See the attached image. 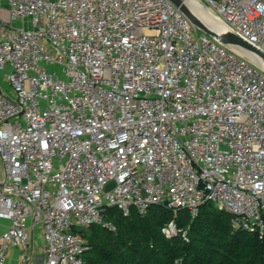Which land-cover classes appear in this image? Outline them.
Instances as JSON below:
<instances>
[{
  "label": "built area",
  "instance_id": "2783aa9c",
  "mask_svg": "<svg viewBox=\"0 0 264 264\" xmlns=\"http://www.w3.org/2000/svg\"><path fill=\"white\" fill-rule=\"evenodd\" d=\"M198 1L264 53V0ZM206 203L263 238L262 61L170 0H0V264H86L111 209L188 242Z\"/></svg>",
  "mask_w": 264,
  "mask_h": 264
},
{
  "label": "trees",
  "instance_id": "16d2710c",
  "mask_svg": "<svg viewBox=\"0 0 264 264\" xmlns=\"http://www.w3.org/2000/svg\"><path fill=\"white\" fill-rule=\"evenodd\" d=\"M108 215L115 231L91 225L90 233L82 232L90 244L86 264H172L178 257L179 264H264V236L232 230L230 215L212 203L202 205L190 222L188 242L161 234L160 227L171 217L161 206H152L143 216H122L114 209ZM186 217L185 211L178 214L179 225L187 223Z\"/></svg>",
  "mask_w": 264,
  "mask_h": 264
},
{
  "label": "water",
  "instance_id": "95a60500",
  "mask_svg": "<svg viewBox=\"0 0 264 264\" xmlns=\"http://www.w3.org/2000/svg\"><path fill=\"white\" fill-rule=\"evenodd\" d=\"M178 9L187 17V19L193 24L195 28L199 31L214 37L216 40L225 44L231 48L233 46L240 47L247 51L254 52L264 63V53L254 47L252 44L241 38L240 36L236 35L235 33L226 30L225 28L214 30L207 26L196 14H194L186 4L185 0H170ZM234 49V48H233ZM237 51V50H236ZM239 52V51H238ZM241 53V52H239ZM242 54V53H241ZM244 55V54H243ZM258 61V63L260 62ZM256 62V61H255ZM112 183L107 185V188L111 186Z\"/></svg>",
  "mask_w": 264,
  "mask_h": 264
},
{
  "label": "bare ground",
  "instance_id": "6f19581e",
  "mask_svg": "<svg viewBox=\"0 0 264 264\" xmlns=\"http://www.w3.org/2000/svg\"><path fill=\"white\" fill-rule=\"evenodd\" d=\"M185 2L193 13L197 12L199 14H202L203 16L210 18L217 26H219V29L224 28V25L219 20V18L214 13H212L209 9H207L202 3L198 2L197 0H185ZM233 48L241 52L242 54H244L251 60L256 61V62L259 61V57L254 52L250 53L247 50L242 49L237 46H233Z\"/></svg>",
  "mask_w": 264,
  "mask_h": 264
},
{
  "label": "rangeland",
  "instance_id": "374dc122",
  "mask_svg": "<svg viewBox=\"0 0 264 264\" xmlns=\"http://www.w3.org/2000/svg\"><path fill=\"white\" fill-rule=\"evenodd\" d=\"M198 1V0H197ZM199 2V1H198ZM201 3V2H200ZM194 14H196L207 26H209L210 28L214 29V30H218L219 29V26H217L210 18L206 17V16H203L202 14H199L197 12H194ZM201 216H202V211L200 213V216H199V219H197L196 223H198L201 219ZM231 224V222H230ZM232 227V230H235L234 227L231 225ZM91 227H87V228H83L82 229V232L84 234H88L91 232ZM196 231V228L194 227L193 230L191 232H194ZM237 231V230H235ZM39 241H37V246H39ZM88 255H85V258H87ZM179 258V263H181V257H178Z\"/></svg>",
  "mask_w": 264,
  "mask_h": 264
},
{
  "label": "crops",
  "instance_id": "0c3cea01",
  "mask_svg": "<svg viewBox=\"0 0 264 264\" xmlns=\"http://www.w3.org/2000/svg\"><path fill=\"white\" fill-rule=\"evenodd\" d=\"M39 244V243H38ZM36 249L38 253H41L40 245H36ZM20 260V248L16 246H12L9 248L5 264H19Z\"/></svg>",
  "mask_w": 264,
  "mask_h": 264
}]
</instances>
